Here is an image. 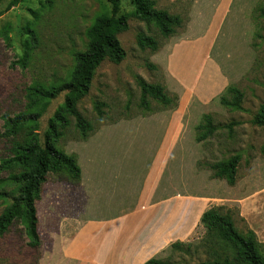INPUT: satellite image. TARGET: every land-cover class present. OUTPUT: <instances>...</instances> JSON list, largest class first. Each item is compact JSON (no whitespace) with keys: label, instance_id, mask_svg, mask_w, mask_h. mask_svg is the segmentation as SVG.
Segmentation results:
<instances>
[{"label":"rangeland","instance_id":"374dc122","mask_svg":"<svg viewBox=\"0 0 264 264\" xmlns=\"http://www.w3.org/2000/svg\"><path fill=\"white\" fill-rule=\"evenodd\" d=\"M11 1H0V165L13 156L14 143L23 140L22 135L16 138L3 135V117L27 111L30 87H49L70 78L75 54L87 48L88 28L110 9L105 0H23L7 11ZM197 1L185 0L172 7L163 0H154L156 9H166L183 21L170 37L162 36L154 24L129 19V29L118 36L126 58L118 65L104 61L95 72L89 94L77 105L93 131L83 136L75 119L69 117V125L56 147L77 159L82 184L88 186L91 202L96 196L110 197L111 188L112 195H116L113 192L117 185L121 191L128 189L129 184L135 192L151 169L163 132L177 112L183 113V137L167 153L160 193L180 191L213 197L218 212L230 214L236 229L246 235L249 229L239 217L236 200L264 189V126L253 121L264 106V0H234L219 29L208 35L209 39L215 37L211 57L219 65L227 85L209 103L202 104L193 96L181 108L176 99L180 100L186 89L167 76L165 62L172 45L197 37L211 19L216 0H200L198 4ZM133 9L132 0H121L122 13ZM31 27L37 33L38 45L23 66L24 41ZM140 34L154 37L159 50L139 47ZM138 78L163 86L173 104L165 106L148 97L150 110L142 108ZM229 87L243 94L242 110L221 104V96L230 98ZM64 101L65 93L42 115L38 131L42 142L50 120ZM207 115L217 129L208 139L199 141L203 133L200 126L205 124ZM234 156H239L240 161L236 183L230 185L226 179L216 178L211 166ZM17 173L0 169V194L4 196L0 198V215L17 197L16 186L7 181ZM128 205L129 202H116L113 206L89 210L87 216L114 215ZM40 212L44 222L48 213L44 204H40ZM27 243L22 224L15 221L9 232L0 237V264H39L50 242L44 239L43 247L37 251ZM259 252L264 257V246ZM234 256L229 242L208 234L201 225L182 251L171 250L165 259L172 264H203Z\"/></svg>","mask_w":264,"mask_h":264},{"label":"crops","instance_id":"0c3cea01","mask_svg":"<svg viewBox=\"0 0 264 264\" xmlns=\"http://www.w3.org/2000/svg\"><path fill=\"white\" fill-rule=\"evenodd\" d=\"M163 2L173 7L185 0ZM233 2L216 0L204 30L198 31L197 37L179 41L169 49L165 62L167 76L186 89L179 100L181 108L193 96L207 104L227 85L219 65L211 57L215 37L209 39L208 35L219 29ZM157 10L175 15L166 9ZM183 115L177 112L163 132L151 169L138 191L133 192L129 184L128 189L118 191L117 185L113 192L116 195H112L111 188L110 197L96 196L91 202L89 188L82 184L83 175L81 186L72 184L74 182L68 177L54 175L49 178L37 204L41 247L44 239L50 242L43 250L39 264H146L153 258L165 259L172 244L191 241L201 226L202 215L218 204L214 202L215 198L206 195L180 191L168 195L160 193L167 153L177 147L183 137ZM116 202H129V205L114 215L87 216L89 210L113 206ZM236 202L240 219L264 244V189L237 198ZM40 204H44L48 212L44 217L45 224Z\"/></svg>","mask_w":264,"mask_h":264},{"label":"trees","instance_id":"16d2710c","mask_svg":"<svg viewBox=\"0 0 264 264\" xmlns=\"http://www.w3.org/2000/svg\"><path fill=\"white\" fill-rule=\"evenodd\" d=\"M105 1L110 4L109 12L97 17L88 28L87 48L75 54V65L70 78L49 87L43 85L30 87L27 90V111L15 116L3 117V135L8 138L22 135L23 140L14 143L13 156L3 160L0 165V169L18 171L7 180L16 186L14 192H17V197L0 215V237L9 232L15 221H19L28 239L27 246L34 251L40 249L42 245L38 231L37 204L41 200L42 188L49 180L50 174L68 177L74 183L80 182L82 177L77 159L57 149L56 144L63 136V130L69 125V117L75 119L76 127L83 136L93 131L91 123L79 112L77 105L89 94L95 72L104 61L108 60L118 65L126 58V51L118 36L129 29V19L135 18L146 24H154L164 37L174 35L176 28L183 23L179 16L157 10L154 0H132L134 9L128 13L121 12V0ZM22 2L23 0H12L6 10ZM137 43L139 47L148 48L153 52H157L160 47L154 37L142 34L138 35ZM37 45L38 36L35 29L28 28L23 47V66ZM138 85L141 89L142 108L150 110L148 97L165 106L173 104L174 100L163 86L147 83L142 78H138ZM63 93H65V101L50 120L42 142L38 132L39 121L51 103ZM227 93L230 98L221 96V104L230 109L242 110L243 94L235 87H229ZM176 100L178 102L179 98ZM253 121L257 125L264 126V106ZM200 129L203 133L199 136V141H204L215 133L217 128L210 115L205 116V124L200 126ZM239 161L240 157L234 156L228 161L213 164L211 168L216 178L226 179L230 185H234ZM0 198L4 196L0 194ZM218 209L213 207L206 211L202 215L201 225L208 234H215L229 242L235 250V256L232 259H215L203 264H264V257L259 252V248L264 244L258 241L256 234L252 230L246 235L240 233L234 225L232 216L222 215ZM185 244L176 242L170 249L182 251ZM146 264L172 263L166 259L153 258Z\"/></svg>","mask_w":264,"mask_h":264}]
</instances>
